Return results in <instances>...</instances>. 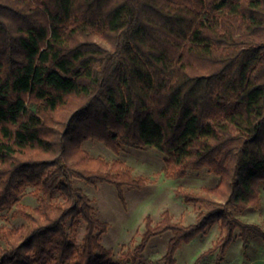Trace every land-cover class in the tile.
Segmentation results:
<instances>
[{
  "label": "trees",
  "instance_id": "obj_1",
  "mask_svg": "<svg viewBox=\"0 0 264 264\" xmlns=\"http://www.w3.org/2000/svg\"><path fill=\"white\" fill-rule=\"evenodd\" d=\"M115 153L153 146L165 173L206 168L219 177L199 191L196 221L151 216L135 248L114 260L77 180L142 188L122 159L91 155L86 140ZM264 186V0H0V213L25 221L0 227V264H137L157 235L171 231L164 264L219 223V240L197 259L222 264L236 217L260 208ZM32 188L39 205L20 196ZM84 226L82 238L78 229Z\"/></svg>",
  "mask_w": 264,
  "mask_h": 264
},
{
  "label": "rangeland",
  "instance_id": "obj_2",
  "mask_svg": "<svg viewBox=\"0 0 264 264\" xmlns=\"http://www.w3.org/2000/svg\"><path fill=\"white\" fill-rule=\"evenodd\" d=\"M83 147L93 156L122 159L133 167L135 175L148 177L147 184L142 188L131 186L125 188L126 204L121 201L113 184L102 181L94 183L76 181V185L92 199L97 217L109 224L101 242L106 248L111 249L114 260H120L122 254L135 248L141 241L147 216H151L157 223L161 220L163 212L169 210L176 222L188 225L196 221L197 215L204 209L203 204L186 201L184 196L177 194L178 187L199 191L204 186H215L219 182V177L206 168L189 169L188 174L182 178L167 176L165 173L167 156L153 146L143 148L124 146L119 153H115L103 142L89 139L83 143ZM20 202L30 207L39 205L32 188L20 196ZM235 215L241 221L254 223L264 231V186L261 207L237 209ZM24 221L16 206L4 209L0 213V227H14ZM83 232L82 225L78 229L79 239L82 238ZM220 232L219 223H215L193 241L184 243L176 253V264H196L198 257L219 240ZM171 236V231H167L152 238L137 264H164L163 256ZM4 244L0 237V245ZM214 259L215 254H212L198 264H214ZM125 264L132 263L125 261ZM222 264H264V237L253 232L245 242L241 231L237 229L236 237L229 244Z\"/></svg>",
  "mask_w": 264,
  "mask_h": 264
}]
</instances>
